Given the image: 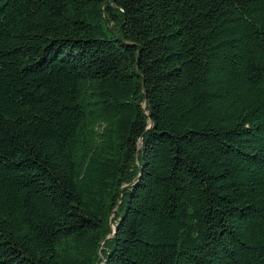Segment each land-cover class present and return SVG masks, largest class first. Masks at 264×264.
Masks as SVG:
<instances>
[{
    "label": "trees",
    "instance_id": "16d2710c",
    "mask_svg": "<svg viewBox=\"0 0 264 264\" xmlns=\"http://www.w3.org/2000/svg\"><path fill=\"white\" fill-rule=\"evenodd\" d=\"M0 264H264V0H0Z\"/></svg>",
    "mask_w": 264,
    "mask_h": 264
}]
</instances>
